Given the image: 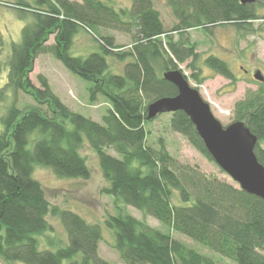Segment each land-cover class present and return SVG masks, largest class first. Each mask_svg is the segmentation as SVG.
<instances>
[{"label":"trees","instance_id":"1","mask_svg":"<svg viewBox=\"0 0 264 264\" xmlns=\"http://www.w3.org/2000/svg\"><path fill=\"white\" fill-rule=\"evenodd\" d=\"M128 9H115L112 0H34L12 3L23 16L19 43H12L5 62L0 58V104H8L0 117V261L5 264H111L98 255L101 228L77 213L51 208L43 186L33 178L45 168L58 179L88 180L91 170L80 148L87 141L95 151L106 180L102 189L116 202L117 215L104 222L113 233V250L123 264H219L190 248L173 233L217 253L235 264H264V201L197 166L178 161L162 138L157 148L148 143L146 108L156 99L176 96V88L163 79L189 58L198 56L183 35L189 30L210 31L232 25L254 32L257 7L237 0H164L176 18L169 33L152 0H130ZM10 6V3L5 4ZM30 15L29 22L24 15ZM24 18V19H23ZM132 34L129 50L115 45L110 31ZM93 36L100 52L74 56L78 33ZM105 32V33H104ZM176 33L178 40L173 39ZM53 36L52 44H47ZM0 39V51L3 49ZM52 55L68 72L89 83L90 101L105 96L110 105L101 123L84 117L56 97L47 79L39 87L28 77L39 54ZM122 65V74L110 72L108 59ZM204 64L217 75L236 79L221 58L208 55ZM236 104L235 121H243L257 138L254 148L264 167V88ZM21 92L34 104L27 112L17 106ZM168 124L208 161L212 158L185 113H169ZM159 116V115H158ZM34 134L38 138L34 137ZM114 151L116 156L109 154ZM132 207L165 227L159 231L138 221L119 206ZM56 216L67 235L66 247L40 250L36 236L51 231L46 217Z\"/></svg>","mask_w":264,"mask_h":264},{"label":"rangeland","instance_id":"2","mask_svg":"<svg viewBox=\"0 0 264 264\" xmlns=\"http://www.w3.org/2000/svg\"><path fill=\"white\" fill-rule=\"evenodd\" d=\"M33 1L0 0V39H2L4 46V50L0 51L1 62L7 60V54L10 55V45L20 42V33L25 25L23 20L20 19L23 16L17 13L14 7L11 8L12 3L26 2L31 5L34 4ZM112 2L115 9L129 10L131 6L130 0H112ZM152 2L153 7L159 12L164 28L169 33L177 23L176 18L173 17L170 9L166 7L164 0H152ZM7 3H10V6L9 4L6 6ZM256 5V14L261 18L252 23L254 29L252 34L244 33L232 25H227L216 26L206 32L201 29L189 30L183 35L184 39L190 40L195 45L198 56L195 61L189 58L185 63L178 65L176 69L184 75L191 87L199 91L202 99L210 105L214 117L225 127L237 122L234 120L236 104L245 100L250 93L257 92L260 89L259 85L262 84L264 88V81L259 83L251 77V72L255 71H259L264 77V0H257ZM24 17H26L27 22L31 19L30 15L25 14ZM134 32L135 30L131 28L130 33L110 31L107 34L114 37L115 45L123 46L122 51L127 52L133 44L132 34ZM172 37L175 40L181 39L176 33H173ZM52 42L53 36L49 38L47 44H52ZM71 50L70 53L74 56H87L90 52L99 53L100 47L92 35L80 31L74 38ZM208 55L221 58L228 64L236 79L234 84L205 66L204 61ZM108 63L110 64V72L122 74L123 63L120 64L113 58L108 59ZM33 66L34 68L28 74V77L34 87H39L38 76H44L53 93L67 107L84 117L101 123L103 115L110 106L105 96L100 95L96 101H90L89 83L68 72L49 53L39 54ZM243 70L247 73H244ZM6 75L7 69L0 76V88L5 85ZM16 99L17 106L21 107L24 112L30 110L28 107L34 104L32 98L21 92L17 93ZM6 106L8 104H0V117L6 111ZM169 115V113L161 114L147 124V130L149 131L147 135L148 143L157 148V141L162 138L169 153L178 161L197 166L207 176H215L222 182L225 181L233 186H238L220 170L213 160L210 162L199 155L180 134L173 133L170 130ZM34 137L38 138L35 134ZM262 146L264 147V144ZM80 149V154L85 157L87 166L91 170V176L88 180H61L53 172L43 167L34 169L33 178L43 186L46 200L51 208L54 206L62 210L66 209L74 214L77 213L90 224H98L102 234L98 255L111 264H123L112 248L113 233L104 223L108 216L117 215L116 207L118 204L116 205L114 199L105 195L102 191L107 183L98 168L95 151L89 148L87 141H84ZM108 152L112 156H116L114 151L108 150ZM119 207L138 221H144L147 225L159 229V231L165 230L162 224L160 225L151 217H144L141 211H137L130 206L120 205ZM46 219L51 231L36 236L40 250L54 252L58 248L66 247L67 235L60 220L51 214ZM173 237L184 242L190 248L208 255L212 260L218 261L219 264H235L231 260H225L217 253H212L183 236L173 233ZM0 264L5 263L0 261ZM13 264L21 263L16 262ZM63 264H68V261L63 262Z\"/></svg>","mask_w":264,"mask_h":264},{"label":"water","instance_id":"3","mask_svg":"<svg viewBox=\"0 0 264 264\" xmlns=\"http://www.w3.org/2000/svg\"><path fill=\"white\" fill-rule=\"evenodd\" d=\"M244 6L255 0H237ZM163 79L176 88V96L156 99L146 108L148 120L158 115L181 111L193 124L196 134L205 145L207 153L221 171L230 177L238 187L264 201V167L258 163L254 148L257 138L243 121L223 126L211 112L210 105L190 86L184 75L177 69L166 71ZM261 83L264 77L259 71L253 74Z\"/></svg>","mask_w":264,"mask_h":264},{"label":"flooded vegetation","instance_id":"4","mask_svg":"<svg viewBox=\"0 0 264 264\" xmlns=\"http://www.w3.org/2000/svg\"><path fill=\"white\" fill-rule=\"evenodd\" d=\"M241 68V67H240ZM242 69V68H241ZM244 71V73H247L245 70H243ZM256 72V71H255ZM255 72H251V77H253V74L255 73ZM254 79V78H253Z\"/></svg>","mask_w":264,"mask_h":264}]
</instances>
